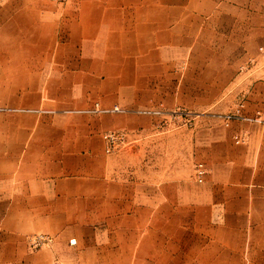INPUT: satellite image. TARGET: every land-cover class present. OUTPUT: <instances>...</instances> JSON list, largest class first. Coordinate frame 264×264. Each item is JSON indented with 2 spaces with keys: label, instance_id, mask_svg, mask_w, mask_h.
Returning a JSON list of instances; mask_svg holds the SVG:
<instances>
[{
  "label": "rangeland",
  "instance_id": "374dc122",
  "mask_svg": "<svg viewBox=\"0 0 264 264\" xmlns=\"http://www.w3.org/2000/svg\"><path fill=\"white\" fill-rule=\"evenodd\" d=\"M187 40L183 44L178 37V43L159 45L155 59L152 53L142 54V62L155 60L152 68L124 67L118 83L88 85L84 95H64L62 101H40V86L22 83L34 78L32 70L20 69L23 62L0 61V158L9 149L19 155L35 137L18 132V126H75L101 117L106 126L100 132L103 145L105 131L124 134L112 151L104 149L112 171L127 178L154 208L142 214L145 258L139 264H170V254L180 256L174 264H188V252H201L206 264H264V122L229 116L240 104L245 116L256 109L264 114L262 102L251 99L253 59L247 52L232 58L229 47L216 45L213 37ZM259 45L256 49L263 52ZM91 102L94 106L85 112L58 109ZM198 162L206 170L201 182L194 175ZM5 181L1 176L0 190ZM212 192L216 197L210 199ZM6 199L0 193V240H24L28 251L58 252L53 249L58 235L51 230L8 228ZM100 224L97 240L105 237L106 222ZM39 233L52 238L30 246L29 238ZM65 260L58 264L79 262Z\"/></svg>",
  "mask_w": 264,
  "mask_h": 264
},
{
  "label": "crops",
  "instance_id": "0c3cea01",
  "mask_svg": "<svg viewBox=\"0 0 264 264\" xmlns=\"http://www.w3.org/2000/svg\"><path fill=\"white\" fill-rule=\"evenodd\" d=\"M178 37L183 44L190 37L216 38L235 59L250 54L256 79L251 99L262 102L264 111V51L256 49L264 46V0H0V61L23 62L20 69L32 70L34 78L22 83L40 86V101L84 95L88 85L116 84L124 67L152 68L159 45L178 43ZM144 53L154 54L153 61L142 62ZM93 102L58 109L85 112ZM90 118L75 126H18V132L35 137L19 155L9 149L0 158L8 228L51 230L58 235L53 246L58 252L28 251L24 240H0V264L144 260L142 214L154 208L112 171L100 136L105 123L96 115ZM102 221L105 237L97 240ZM185 256L188 264L207 262L201 252ZM179 257L170 254V264Z\"/></svg>",
  "mask_w": 264,
  "mask_h": 264
},
{
  "label": "built area",
  "instance_id": "2783aa9c",
  "mask_svg": "<svg viewBox=\"0 0 264 264\" xmlns=\"http://www.w3.org/2000/svg\"><path fill=\"white\" fill-rule=\"evenodd\" d=\"M56 1H63V0H56ZM259 49L261 51H264V46L259 45ZM229 116L241 118V119L247 118V119L254 120V121L264 122L263 114L259 109H256L252 116H245L244 114H242L241 104L237 105L235 110ZM227 123H228V121L226 120V124ZM234 137H235L236 141H239V139H240L239 134L236 133L234 135ZM102 138L104 141V149L107 152H110L114 149L115 143L124 138V134L122 132H117L114 130H107L102 134ZM205 171L206 170H205V166L203 165V163L198 162L196 164L195 170H194L195 179L198 182H201L203 180ZM51 238L52 237L46 233L35 234L29 238V245L32 247H36V246H39V245H41L47 241H50Z\"/></svg>",
  "mask_w": 264,
  "mask_h": 264
}]
</instances>
